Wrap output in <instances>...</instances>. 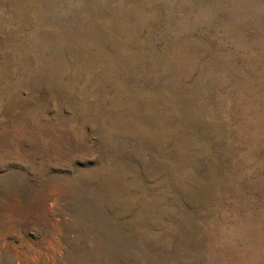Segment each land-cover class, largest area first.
<instances>
[{
	"label": "rangeland",
	"instance_id": "rangeland-1",
	"mask_svg": "<svg viewBox=\"0 0 264 264\" xmlns=\"http://www.w3.org/2000/svg\"><path fill=\"white\" fill-rule=\"evenodd\" d=\"M0 264H264V0H0Z\"/></svg>",
	"mask_w": 264,
	"mask_h": 264
}]
</instances>
